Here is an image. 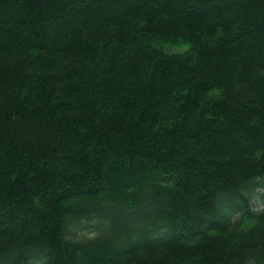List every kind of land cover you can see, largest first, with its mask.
Instances as JSON below:
<instances>
[{
  "label": "trees",
  "instance_id": "trees-1",
  "mask_svg": "<svg viewBox=\"0 0 264 264\" xmlns=\"http://www.w3.org/2000/svg\"><path fill=\"white\" fill-rule=\"evenodd\" d=\"M260 190L264 0H0V264H264Z\"/></svg>",
  "mask_w": 264,
  "mask_h": 264
},
{
  "label": "rangeland",
  "instance_id": "rangeland-1",
  "mask_svg": "<svg viewBox=\"0 0 264 264\" xmlns=\"http://www.w3.org/2000/svg\"><path fill=\"white\" fill-rule=\"evenodd\" d=\"M187 48V44L186 43H180V44H178V45H176V46H166V48L165 49H168V50H170V51H168V52H170V53H179V52H183V51H185V49ZM173 51V52H172ZM262 195H264V190H260V191H258V200H259V198H260V202L259 203H257L256 201V203L258 204L257 206L260 208V209H262L263 207H264V200L263 199H261L262 197ZM86 232H88L89 233V236H91V235H93V232H92V230H87Z\"/></svg>",
  "mask_w": 264,
  "mask_h": 264
}]
</instances>
